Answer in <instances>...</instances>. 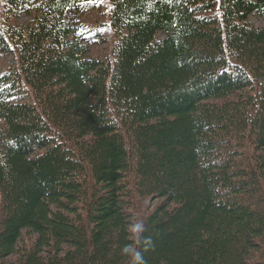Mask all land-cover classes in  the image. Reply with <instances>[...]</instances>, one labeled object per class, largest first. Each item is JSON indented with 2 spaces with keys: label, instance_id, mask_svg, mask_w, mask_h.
I'll return each instance as SVG.
<instances>
[{
  "label": "trees",
  "instance_id": "trees-1",
  "mask_svg": "<svg viewBox=\"0 0 264 264\" xmlns=\"http://www.w3.org/2000/svg\"><path fill=\"white\" fill-rule=\"evenodd\" d=\"M253 16L264 0H0V264H264Z\"/></svg>",
  "mask_w": 264,
  "mask_h": 264
},
{
  "label": "rangeland",
  "instance_id": "rangeland-1",
  "mask_svg": "<svg viewBox=\"0 0 264 264\" xmlns=\"http://www.w3.org/2000/svg\"><path fill=\"white\" fill-rule=\"evenodd\" d=\"M106 19H107L106 9L101 7L97 10L90 11L87 14L83 15L81 17V22H84L85 24L92 26L93 24L103 23L106 21ZM29 20H30L29 16L21 15L20 17H18L17 22L19 24L25 25ZM251 21L253 22L254 25L264 26L263 17L253 16L251 18ZM103 34H104L103 35L104 40L106 42L104 44L102 43L100 45L93 47V50L96 53H99L102 55L105 53H108L109 44L112 40V38L110 37V33L107 29L103 30ZM12 59H13L12 53L0 55V72L5 70L7 67H9V61H11Z\"/></svg>",
  "mask_w": 264,
  "mask_h": 264
},
{
  "label": "clouds",
  "instance_id": "clouds-1",
  "mask_svg": "<svg viewBox=\"0 0 264 264\" xmlns=\"http://www.w3.org/2000/svg\"><path fill=\"white\" fill-rule=\"evenodd\" d=\"M133 227L137 232H142L144 230V225L142 223H136ZM124 251L126 252L127 249H125ZM134 261L136 262V264H144L143 256L140 252L135 253Z\"/></svg>",
  "mask_w": 264,
  "mask_h": 264
}]
</instances>
